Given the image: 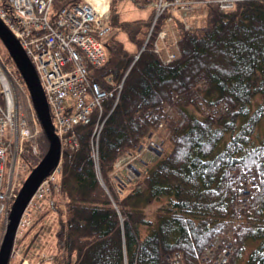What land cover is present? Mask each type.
Returning <instances> with one entry per match:
<instances>
[{
	"label": "trees",
	"instance_id": "obj_1",
	"mask_svg": "<svg viewBox=\"0 0 264 264\" xmlns=\"http://www.w3.org/2000/svg\"><path fill=\"white\" fill-rule=\"evenodd\" d=\"M82 1L53 0L52 16ZM0 6L13 16L9 4ZM110 16L111 28L125 32L137 51L113 34L104 42L106 63L88 69L111 93L100 117L97 162V110L74 128L78 148L63 150L45 209L57 216L49 247L55 264H171L176 255L181 264H208L203 252L226 224L236 244L228 264L245 254L247 264H264V138H253L264 118V1L239 2L228 12L208 5L206 24L190 30L176 19L177 42L169 48L177 56L169 63L154 50L163 19L148 38L154 13L148 21ZM160 129L168 149L146 167L141 185L116 192L110 183L116 162ZM39 140L40 157L27 153L29 145L22 154L29 171L48 147L43 131ZM156 201L162 203L150 219L146 209Z\"/></svg>",
	"mask_w": 264,
	"mask_h": 264
},
{
	"label": "built area",
	"instance_id": "obj_2",
	"mask_svg": "<svg viewBox=\"0 0 264 264\" xmlns=\"http://www.w3.org/2000/svg\"><path fill=\"white\" fill-rule=\"evenodd\" d=\"M244 1L249 0H156L154 20L148 38L155 25L163 19L164 23L157 33L154 50L165 63H169L177 56L176 52L169 48V45H175L177 42L175 29L171 28L176 24V19L181 20V16L186 18L189 12L201 6L207 8L208 5H214L219 11H232L236 4ZM2 2L11 6L13 16H9L6 9L0 6V18L19 39L35 67L61 146L69 144L72 150H76L78 139L74 128L86 123L97 110L99 120L94 134L99 135L103 106L111 93L99 82L92 81L88 72L90 67L99 68L107 60L104 42L111 32V27L106 20V11L99 12L89 0H84L76 5L63 7L52 16L53 0H0V3ZM182 22L186 25L187 19ZM121 87L122 85L119 86L120 89ZM21 90L26 93L19 75L10 63L0 56V215L5 218H8L11 202L17 196L15 180L21 169L19 163L22 154L26 145L37 152V137L40 134L33 106L29 103V112L26 113L21 98H18ZM26 97L29 100L28 94ZM146 141V153L162 152V143L158 142L157 138L149 136ZM142 154L143 152L139 155L133 154L134 157L130 155L127 158L139 159ZM122 158L117 162V167ZM95 160L97 162V154ZM59 164L33 195L20 219L17 237L24 228L32 224V208H38V202L47 200L52 194L57 183L55 172ZM246 194L241 198L238 208L246 201ZM27 215L30 216L26 217ZM15 245L9 264H55L52 255L35 252V255L30 257L17 252ZM235 249L233 228L226 224L206 246L202 259L208 264H228ZM171 260V264H181L180 255Z\"/></svg>",
	"mask_w": 264,
	"mask_h": 264
},
{
	"label": "rangeland",
	"instance_id": "obj_3",
	"mask_svg": "<svg viewBox=\"0 0 264 264\" xmlns=\"http://www.w3.org/2000/svg\"><path fill=\"white\" fill-rule=\"evenodd\" d=\"M155 2L144 5L138 0H115L113 4V11L111 13L110 12L111 1H110L109 15L106 18V20L107 19L109 20V16L110 14H112L114 18H117L120 21H136V20L148 21L149 19H151L153 13L155 14V7H154ZM206 10L207 8L203 6L196 7L191 12H189L186 18L181 16L182 21L184 20L186 21L187 19V23L186 25H184V29L190 30V29H193L194 27L204 26L206 24ZM171 28L175 29L174 32L177 36L178 31H176V26L173 25ZM113 34H115V37L123 43L124 47L128 51L130 52L137 51V46L133 42L130 41V39L128 38V35L125 32H122V31L116 32L115 29L112 28L110 34L107 37ZM145 45L140 51L144 49ZM165 52L166 50L163 51V53ZM0 56L5 62L8 61L6 52L4 51V46L1 40H0ZM26 94L27 93L21 90V93L18 96V98H21L24 111L28 113L29 103H30V106L32 105H31L30 98L28 100L26 97ZM41 134L42 132L37 137V152L33 150H30L29 152H27L29 154H32V156L36 158L40 157L43 153L42 147H41V141L39 140ZM97 135H98L97 133L94 134L95 141L97 139ZM150 136L153 138H157L158 142L160 141L162 143V147H163L162 152L160 153V151H158L156 154L146 153L145 149L148 148V144L146 145L147 141H142L139 149L136 152L126 153L122 158L123 159L122 162L118 163L119 165L118 167L116 164L119 160L116 162L115 164L116 170L114 174L111 175L110 183L112 184V186L115 184L116 187L114 188L116 192L123 191L130 184L141 185V177L146 172L145 171L146 167L151 166L153 163H155V161H157V159L162 155L164 148L168 149V144L165 143V137L167 136L166 130L164 131L160 129L158 132H155L154 134ZM228 138L229 136L227 135L224 142H222V145L225 143V141H227ZM253 138L256 140L257 143H259L264 138V118L259 124L256 134L254 135ZM92 144H93V152H94L93 157H94L95 154H97V141ZM69 146L70 145L68 144L67 146L62 147V151L65 149L72 150ZM141 152H143V154L138 157L139 159H136V158L128 159L127 158L130 155H132L133 157L135 154L139 155V153ZM19 164L21 165V169L18 173L17 179L15 180L17 193L21 185L23 184L24 180L27 178V176L29 175L31 171V170L30 171L27 170V167L22 163V161ZM61 166L62 165L60 163L59 168L55 172V182H58L60 178ZM101 184L103 185L105 189H107L106 185L104 184L102 180H101ZM245 188L248 189L249 187L246 186ZM53 191L54 190H52V192ZM51 196L52 195H50V197ZM248 196L249 194L247 193L245 195V199H247ZM50 197L47 200L39 201L37 205L38 208L36 207L32 208L31 220H33V222L29 227L27 226L26 228H24L21 231V233L18 235L16 239V245H15V249L17 250V252H21L22 254H27V256H30V257L35 255V252L39 254L45 253L48 255H52L54 257L49 247L50 246L52 247L53 245L52 239H53V233L57 227V218H56L57 216L55 213H53V211L45 214V209L49 204ZM161 203L162 201H156L147 207L146 213L150 219H154L155 211L161 205ZM29 216L30 215H27L26 217H29ZM7 219L8 218H5L3 215H0V242L2 240L3 233L5 230L6 224H7ZM141 229H142L141 234L144 235L145 230L144 228H141ZM29 245L30 247L27 248V246ZM246 256L247 254H245L242 257V259L238 262V264H247Z\"/></svg>",
	"mask_w": 264,
	"mask_h": 264
},
{
	"label": "water",
	"instance_id": "obj_4",
	"mask_svg": "<svg viewBox=\"0 0 264 264\" xmlns=\"http://www.w3.org/2000/svg\"><path fill=\"white\" fill-rule=\"evenodd\" d=\"M0 40L27 88L33 108L48 141L45 154L24 180L8 215V222L0 242V264H8L20 219L38 187L59 163L61 142L55 132L46 95L35 67L19 39L1 18Z\"/></svg>",
	"mask_w": 264,
	"mask_h": 264
},
{
	"label": "bare ground",
	"instance_id": "obj_5",
	"mask_svg": "<svg viewBox=\"0 0 264 264\" xmlns=\"http://www.w3.org/2000/svg\"><path fill=\"white\" fill-rule=\"evenodd\" d=\"M93 5L94 7L99 11V12H105L107 10V7H108V0H100L98 3H93V0H89ZM20 79H21V82L22 84L24 85V82L21 78V76H19ZM22 160V159H21ZM7 222H8V219H7ZM5 231V230H4ZM4 234V233H3Z\"/></svg>",
	"mask_w": 264,
	"mask_h": 264
},
{
	"label": "crops",
	"instance_id": "obj_6",
	"mask_svg": "<svg viewBox=\"0 0 264 264\" xmlns=\"http://www.w3.org/2000/svg\"><path fill=\"white\" fill-rule=\"evenodd\" d=\"M99 1H100V0H93V3L96 4V3H98ZM110 1H111V0H108V3H109V4H110ZM108 11H109V7H108Z\"/></svg>",
	"mask_w": 264,
	"mask_h": 264
}]
</instances>
